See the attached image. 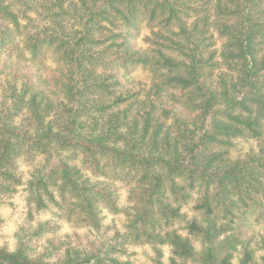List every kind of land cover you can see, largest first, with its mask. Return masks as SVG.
<instances>
[{
	"label": "trees",
	"instance_id": "trees-1",
	"mask_svg": "<svg viewBox=\"0 0 264 264\" xmlns=\"http://www.w3.org/2000/svg\"><path fill=\"white\" fill-rule=\"evenodd\" d=\"M1 52L0 204L23 187L30 221L124 224L31 256L56 229L40 223L0 264H121L126 245L153 264H264V0H0ZM135 67L150 75L138 88ZM241 138L257 148L232 159ZM37 157L24 181L19 162Z\"/></svg>",
	"mask_w": 264,
	"mask_h": 264
},
{
	"label": "rangeland",
	"instance_id": "rangeland-1",
	"mask_svg": "<svg viewBox=\"0 0 264 264\" xmlns=\"http://www.w3.org/2000/svg\"><path fill=\"white\" fill-rule=\"evenodd\" d=\"M135 33V30L133 31ZM149 34V29L147 27H139L137 29V35L133 40V43L138 48H145V37ZM6 53H0V63L5 58ZM28 55L25 56V59ZM52 64L49 60L42 65H29L25 63L22 71L28 68L36 74L45 73L44 67H50ZM39 68V69H38ZM38 69V70H36ZM149 72L143 68L135 67L127 74L126 81L138 88L140 84H145L149 82ZM234 145L230 148V156L232 159L238 157H243L249 151H254L257 148V141L252 139H236L233 141ZM41 164V158L37 157L33 162L21 160L19 162V172L23 176V180H27L33 168ZM118 187L119 199L118 203L120 207L126 206V191L123 186L116 182ZM26 193L23 187L18 190V192L5 199L2 204H0V247H6L8 250L13 251L18 246L20 239L25 238L29 230H35L40 223L50 222L54 224L56 229L50 232L41 234L39 239H31L28 241L26 250L31 256L40 254L48 247L47 251L51 250L49 241H53L54 244L58 246H65L66 243H72V245L79 246L81 243H85L86 238L108 243L113 239L114 232H123L124 218L122 214L110 215L107 212L103 213L102 227L99 232L89 233L84 229H74L73 226L64 222L58 221L55 216L54 210L44 211L35 215L33 221H30L27 217V207L25 203ZM193 205V199L190 200L183 208L182 212L187 215V217L192 216L191 207ZM255 232L264 231V222L254 226ZM80 238V239H79ZM168 250L164 249V262L168 257ZM118 261L121 264H153V251L148 246H138V245H126L123 248V252L116 255Z\"/></svg>",
	"mask_w": 264,
	"mask_h": 264
}]
</instances>
